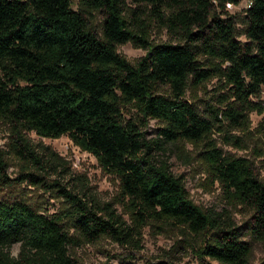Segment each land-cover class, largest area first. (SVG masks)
<instances>
[{"label": "trees", "instance_id": "1", "mask_svg": "<svg viewBox=\"0 0 264 264\" xmlns=\"http://www.w3.org/2000/svg\"><path fill=\"white\" fill-rule=\"evenodd\" d=\"M249 1L238 32L226 4L239 0H77V9L72 0H0V119L11 126V153L24 163L11 178L0 149V264H79L71 251L101 238L138 249L150 224L182 236L196 264H251L245 237L264 246V180L214 137L241 148L231 131H246L248 114L264 111V0ZM155 26L168 41L149 42ZM125 43L145 55L130 63L116 49ZM211 80L200 111L185 94ZM150 120L158 125L152 133ZM30 132L67 136L91 154L118 179L115 202L47 183L35 170L56 154L38 153ZM178 143L194 147L207 178L249 212L242 225L191 201L183 178L158 156ZM22 182L55 189L65 206L41 213L14 191Z\"/></svg>", "mask_w": 264, "mask_h": 264}, {"label": "rangeland", "instance_id": "2", "mask_svg": "<svg viewBox=\"0 0 264 264\" xmlns=\"http://www.w3.org/2000/svg\"><path fill=\"white\" fill-rule=\"evenodd\" d=\"M129 0H127L128 2ZM247 0H239L238 4H229L226 10L237 16L238 32L242 31L243 10ZM72 7L77 9V0H72ZM101 17L94 14L92 26L100 32ZM244 40L242 35L238 37ZM164 29L159 27L150 28L149 42L161 43L168 41ZM117 52L127 61L134 64L145 55L146 50L135 47L131 43L116 46ZM215 80L207 82L204 89H188L185 99L193 103L200 111L204 109V102H208L209 96L213 94ZM261 100H264V88L261 92ZM134 116V115H133ZM249 128L244 131H231V134L239 137L241 148L226 145L220 136H214L219 148L225 154L244 157L249 159L264 180V157L258 156V150L264 153V111L261 114L250 112ZM155 121L150 120L146 130L150 133L157 127ZM11 126L8 122L0 119V149L6 154L8 164V175L17 177L24 169V163L10 151ZM26 137L34 149L40 153L43 147H47L56 154L53 161L47 157L43 158V170H35L43 175L47 183L59 180L67 185L72 192H85L99 202H115L118 195V179L98 166L96 159L78 147L73 145L67 136L59 138H41L33 132L27 133ZM164 153L158 152V156L170 164V171L175 176H181L191 201L202 209H211L216 212H226L236 225H242L249 217V212L237 205L230 204L223 196L219 186L212 183L204 172V166L196 157L194 147L178 143L167 144ZM55 163V164H54ZM24 171V170H23ZM16 194L20 195L27 203L36 210L49 215L58 213L63 209L64 202L55 189L47 188L40 184L22 182L14 186ZM116 210L124 217L126 215L119 205ZM72 230V229H70ZM251 242L250 262L251 264L264 263V246L248 237ZM141 247L136 249L131 246H121L107 238H101L95 243L84 244L71 251V255L79 264H158L171 262L172 264H196L194 257L186 250L183 237L176 231L159 228L155 225H147L142 230ZM19 244L10 248L12 256L16 257Z\"/></svg>", "mask_w": 264, "mask_h": 264}, {"label": "built area", "instance_id": "3", "mask_svg": "<svg viewBox=\"0 0 264 264\" xmlns=\"http://www.w3.org/2000/svg\"><path fill=\"white\" fill-rule=\"evenodd\" d=\"M249 4H250V1H249V0H247V4H246L245 8H246V7H248V6H249ZM226 6H227V7H229V4H226Z\"/></svg>", "mask_w": 264, "mask_h": 264}]
</instances>
